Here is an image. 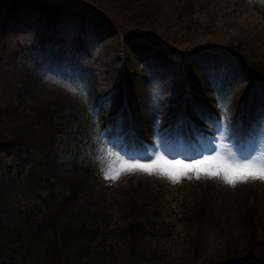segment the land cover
Returning <instances> with one entry per match:
<instances>
[{
  "label": "rangeland",
  "instance_id": "374dc122",
  "mask_svg": "<svg viewBox=\"0 0 264 264\" xmlns=\"http://www.w3.org/2000/svg\"><path fill=\"white\" fill-rule=\"evenodd\" d=\"M37 105L81 146L58 134L32 176L0 169L2 226L32 227L58 206L71 227L100 229L78 264L264 261V183L100 175L109 153L264 157L261 0H0V135ZM15 245L0 264L35 262Z\"/></svg>",
  "mask_w": 264,
  "mask_h": 264
},
{
  "label": "trees",
  "instance_id": "16d2710c",
  "mask_svg": "<svg viewBox=\"0 0 264 264\" xmlns=\"http://www.w3.org/2000/svg\"><path fill=\"white\" fill-rule=\"evenodd\" d=\"M12 112L16 113V107L8 106L4 109L3 115L8 116ZM64 127L63 119L58 120L55 111L49 106L37 105L30 119L14 126L4 136L0 135V169L7 171L13 169L18 175L25 171L26 176L29 174L32 176L31 173L28 174V171L33 168L32 160H41L45 152L50 151L58 134H62L63 145L69 152H77L81 146L82 137L77 136V131H66ZM12 156L15 162L11 164L3 160ZM36 179L37 186L45 184V181L47 183V180ZM75 188L74 183H71L69 193H72ZM46 213L42 220L29 228L11 230L0 224V258L6 251L5 245L13 241L19 253L26 255L29 260L35 257V262L32 264H69V262L78 264L81 256L88 251L87 247L81 243L83 240L90 241L97 238L101 233L100 229L97 226L88 228L84 225L71 227L59 217L58 206L50 208ZM246 222H251L250 214H247ZM215 264L256 263H248L241 259ZM259 264H264V261H260Z\"/></svg>",
  "mask_w": 264,
  "mask_h": 264
},
{
  "label": "snow or ice",
  "instance_id": "6c2138e0",
  "mask_svg": "<svg viewBox=\"0 0 264 264\" xmlns=\"http://www.w3.org/2000/svg\"><path fill=\"white\" fill-rule=\"evenodd\" d=\"M261 2L264 3V0ZM135 172L149 176L157 175L167 179L173 185L180 183L185 178L194 177L196 180L205 178L222 181L227 187L235 188L249 182L264 183V157L256 156L238 160L233 156L222 154L218 148L212 154L202 155L188 161L169 159L159 151L150 155L147 160H129L121 158L115 153H109L103 159L100 167L101 177L113 182L123 174Z\"/></svg>",
  "mask_w": 264,
  "mask_h": 264
}]
</instances>
